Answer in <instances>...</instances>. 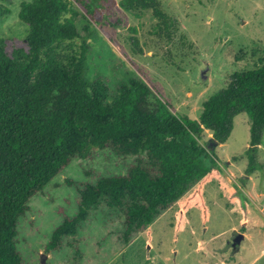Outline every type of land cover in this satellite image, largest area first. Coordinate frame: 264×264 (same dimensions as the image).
Listing matches in <instances>:
<instances>
[{"label": "trees", "instance_id": "trees-1", "mask_svg": "<svg viewBox=\"0 0 264 264\" xmlns=\"http://www.w3.org/2000/svg\"><path fill=\"white\" fill-rule=\"evenodd\" d=\"M105 2H23L18 19L27 26L25 46L10 47L0 40V264H28L18 248V226L30 201L72 162L92 158L93 151L134 162L123 174L100 175L80 184L76 211L63 213L45 253L60 251L99 208L117 214L119 240L128 241L194 186L218 179L221 166L198 138L208 131L211 141L224 144L240 113L250 122L246 174L258 167L264 55L253 68L232 73L226 87L203 102L197 120L173 114L138 79L110 95L102 80L86 79L88 37L76 26L80 15L99 23L98 16L113 6ZM118 7L137 19L149 17L152 32L166 42L179 31L162 0H120ZM196 189L194 206L207 222L203 189Z\"/></svg>", "mask_w": 264, "mask_h": 264}, {"label": "rangeland", "instance_id": "rangeland-1", "mask_svg": "<svg viewBox=\"0 0 264 264\" xmlns=\"http://www.w3.org/2000/svg\"><path fill=\"white\" fill-rule=\"evenodd\" d=\"M29 1H0V40L10 47L25 46L27 26L19 22L18 13L21 3ZM119 2L106 0V6H113L98 16L99 23L82 15L76 22L79 34L88 37L86 79L102 80L110 95L138 79L173 114L197 120L203 102L225 88L232 73L253 68L264 55V0H162L179 26L171 42L155 36L153 20L132 17ZM249 129L248 115L240 113L224 144L213 146L211 134L203 131L199 143L213 152L220 177L194 186L136 237L119 240L117 214L99 208L60 251L45 253L63 213L76 211L80 184L100 175L123 174L134 162L97 150L90 159L75 160L32 198L20 221L18 248L25 262L264 264V130L255 155L258 167L247 175ZM198 187L203 189L207 222L194 206Z\"/></svg>", "mask_w": 264, "mask_h": 264}, {"label": "water", "instance_id": "water-1", "mask_svg": "<svg viewBox=\"0 0 264 264\" xmlns=\"http://www.w3.org/2000/svg\"><path fill=\"white\" fill-rule=\"evenodd\" d=\"M211 143H212L213 146H217L218 145V143L216 141H211Z\"/></svg>", "mask_w": 264, "mask_h": 264}]
</instances>
